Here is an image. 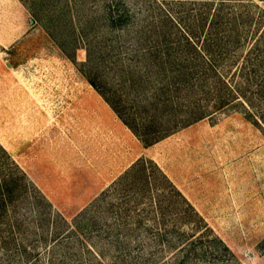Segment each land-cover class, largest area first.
<instances>
[{
  "label": "rangeland",
  "instance_id": "rangeland-1",
  "mask_svg": "<svg viewBox=\"0 0 264 264\" xmlns=\"http://www.w3.org/2000/svg\"><path fill=\"white\" fill-rule=\"evenodd\" d=\"M64 2L0 0V148L35 188L2 220L0 264H179L159 219L169 212L171 228L185 206L159 191L163 174L211 230L189 264H264L263 127L230 107L142 148L79 71L82 28L107 0H70L72 17ZM160 3L126 0L131 25L181 10ZM92 35L104 52L107 34ZM138 159L151 162L149 185L136 171L122 178ZM189 219L176 226L196 232Z\"/></svg>",
  "mask_w": 264,
  "mask_h": 264
},
{
  "label": "trees",
  "instance_id": "trees-1",
  "mask_svg": "<svg viewBox=\"0 0 264 264\" xmlns=\"http://www.w3.org/2000/svg\"><path fill=\"white\" fill-rule=\"evenodd\" d=\"M40 1L56 7L54 0ZM162 2H177L181 10L167 11L159 18L150 12L134 28L126 0H107L104 13L85 23L87 57L79 71L86 82L144 148L230 107H240L246 119L264 129V5L254 0ZM62 5L59 14L72 17L70 0ZM96 28L109 38L105 40L109 44L96 45L104 52L93 51L97 36L91 34ZM0 151L4 155V162L0 161L1 225L10 209L27 198L32 184L10 155L3 148ZM147 163L151 162L138 159L122 178L136 171L149 185ZM163 177L168 185L159 191L168 199L177 196L185 208L174 214L171 228H167L169 212H161L163 229L158 236L168 247L178 246L176 254L182 255L177 263L189 264L191 254L204 247L203 239L211 230ZM150 192L153 196L154 191ZM192 216L196 232L176 226L190 223ZM208 241L215 250L229 252L219 238L212 236Z\"/></svg>",
  "mask_w": 264,
  "mask_h": 264
},
{
  "label": "crops",
  "instance_id": "crops-1",
  "mask_svg": "<svg viewBox=\"0 0 264 264\" xmlns=\"http://www.w3.org/2000/svg\"><path fill=\"white\" fill-rule=\"evenodd\" d=\"M89 85V84H88ZM90 86V85H89ZM91 87V86H90ZM108 105V104H107ZM110 107V106H109ZM113 111V110H112ZM114 113V112H113ZM115 114V113H114ZM115 116H116V114H115ZM117 117V116H116ZM117 119L120 121V119L117 117ZM120 123L133 135V136H135L121 121H120ZM136 137V136H135ZM137 138V137H136ZM138 140V139H137ZM139 141V140H138ZM139 143L141 144V147L142 148H144L143 147V145H142V143L139 141ZM149 148V147H148ZM145 149V148H144Z\"/></svg>",
  "mask_w": 264,
  "mask_h": 264
}]
</instances>
